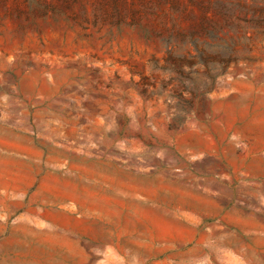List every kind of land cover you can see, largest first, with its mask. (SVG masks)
<instances>
[{"label": "rangeland", "instance_id": "rangeland-1", "mask_svg": "<svg viewBox=\"0 0 264 264\" xmlns=\"http://www.w3.org/2000/svg\"><path fill=\"white\" fill-rule=\"evenodd\" d=\"M0 123L174 182L147 264H264V0H0Z\"/></svg>", "mask_w": 264, "mask_h": 264}, {"label": "crops", "instance_id": "crops-1", "mask_svg": "<svg viewBox=\"0 0 264 264\" xmlns=\"http://www.w3.org/2000/svg\"><path fill=\"white\" fill-rule=\"evenodd\" d=\"M67 162L49 166L30 135L0 123V264H147L170 258L174 237L144 224L142 216L175 215V202L166 195L174 199V182L164 187L168 202L161 209L159 175L126 161ZM203 200L205 215L219 213L211 208L218 203Z\"/></svg>", "mask_w": 264, "mask_h": 264}]
</instances>
